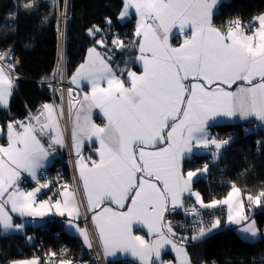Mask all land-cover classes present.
Wrapping results in <instances>:
<instances>
[{
	"label": "snow or ice",
	"instance_id": "snow-or-ice-1",
	"mask_svg": "<svg viewBox=\"0 0 264 264\" xmlns=\"http://www.w3.org/2000/svg\"><path fill=\"white\" fill-rule=\"evenodd\" d=\"M122 2L121 19L129 9H134L139 18L134 44L138 46L136 60L142 71L113 69L96 48L88 49V56L70 82L80 87L81 81H85L91 91L79 100L73 98L72 88L67 90L69 113L79 105L72 130L73 147L79 157L77 171L88 210L94 212L91 219L105 255L119 249L130 252L140 264H156L161 250L170 245L178 264H190L184 247L189 238L175 239L177 233L172 224L164 223L167 212L184 206V193L195 197L201 208L226 206L227 224L242 225L238 230L252 237L258 234L255 221L248 222L241 190L235 184L224 199L205 203L198 192L191 190V184L199 171H207V165L185 173L182 161L194 149L210 146L217 150L212 153L216 157L222 146L229 143L209 137L207 125L212 118L238 116L241 120L255 118L264 123V14L254 17L248 25L236 19L226 29H218L212 24L217 0ZM31 6L25 4L26 8ZM106 20L111 24L110 19ZM174 28L183 36L175 46L170 43ZM99 31L95 25L88 29L93 36ZM96 43L104 46L102 39ZM113 44L121 49L126 47L118 38ZM4 59L0 56V60ZM7 67L8 72L0 65V107H7L14 87V66ZM125 72L127 79L123 78ZM234 85L235 90L230 91ZM93 109L103 114L106 123L102 126L93 122ZM45 113L47 116L42 119ZM32 119L36 125L9 121L7 143L0 145V230L5 233L24 228V223L14 222L12 213L43 217L55 209L56 215L67 213L70 220L79 216L75 193L68 185L59 194L63 200L55 202L51 198L37 201V193L47 188V183L37 181L39 186L31 191L19 188L22 174L37 179V171L44 167L50 154L37 131L49 136V148L64 145L52 106L45 104L43 111ZM80 137L90 141L95 138L99 144L98 159L89 157L91 162H85L79 151ZM247 200L258 206L264 204V190L255 196L249 194ZM186 213L199 215L195 207ZM221 223L216 219L210 228L201 223L198 234L190 239L204 237ZM134 225L147 229L152 239L134 235ZM71 226L91 248L87 232L75 224Z\"/></svg>",
	"mask_w": 264,
	"mask_h": 264
},
{
	"label": "trees",
	"instance_id": "trees-1",
	"mask_svg": "<svg viewBox=\"0 0 264 264\" xmlns=\"http://www.w3.org/2000/svg\"><path fill=\"white\" fill-rule=\"evenodd\" d=\"M62 2L0 0V54L6 57L3 61L7 65L14 66L18 75L13 78L14 91L8 110H0L1 126L10 120L23 118L29 110L49 100L46 90L40 89L37 81L52 71L56 61V17ZM26 3L32 6L26 8ZM122 7V0H68L65 43L68 76L84 61L90 47H97L113 69H136L135 22L133 18L119 21ZM262 13L264 0H227L219 4L213 20L217 27L224 28L236 19L245 23ZM106 18L111 20V24ZM93 25L100 29L94 36L88 33ZM117 38L123 41L125 48H117L113 44ZM101 39L103 47L96 43ZM117 75H120L119 71ZM125 76L126 72L123 78ZM245 123L212 127L214 138L229 141L225 144L221 172L218 171L209 182L200 177L193 183L192 190L209 203L226 197L235 184L241 190L246 215L253 214L258 229L264 232V204L257 210H251L246 199L247 195L255 196L264 190V150L256 151L254 142L258 134L264 133L262 129L257 131L258 134L254 129L243 130ZM210 154L211 151L193 154L183 161V170L203 169L201 164ZM186 248L192 264H264V235L256 241H245L233 228ZM84 252L80 241L67 235L52 219H47L44 227L27 226L22 233L5 234L0 230V264L29 257L53 264L66 258H81ZM48 253L56 261H45Z\"/></svg>",
	"mask_w": 264,
	"mask_h": 264
},
{
	"label": "built area",
	"instance_id": "built-area-1",
	"mask_svg": "<svg viewBox=\"0 0 264 264\" xmlns=\"http://www.w3.org/2000/svg\"><path fill=\"white\" fill-rule=\"evenodd\" d=\"M65 0H63L64 3ZM63 6V4H62ZM68 20V0H66V9L65 13L60 10L57 12V41H58V50L56 55V61L52 71L46 76L42 77L37 81L38 87L40 89L44 88L46 90V95L49 98V102L55 110L56 117L58 119V123L60 126V131L64 138V145H52L49 148L51 143L49 136L47 134L43 135L46 142L48 143V151L50 159L53 162V168L51 171H41L37 175V179H29L22 178L18 183L22 186L23 189H32L38 187L37 181L39 183H47L50 185V189L52 192H56L57 189L63 188L64 185H68L69 188H74L76 185L79 188V174L76 169V156L73 153L72 148V140H71V120L74 115V111L77 107L72 110L71 114L69 113V96H68V88H72L73 90V98L78 99L79 92L69 84L66 83V76L68 77L67 67H66V58H65V43H66V25ZM242 22V21H241ZM251 22H242L245 25H248ZM215 27L216 23H212ZM228 26L221 28L226 29ZM0 56H2L0 54ZM11 61V59H8ZM17 62V61H15ZM0 65L5 66V71L8 72L10 69L7 67V64L0 60ZM12 76L18 77V75L12 70ZM61 79V82H60ZM43 111V106L37 105L33 110H29L28 114L31 117L39 115ZM61 112L63 115L61 116ZM46 118V113L42 117V119ZM36 124L35 119H32ZM39 127V125H37ZM243 130L254 129L256 130V134H258L260 129L257 127L256 123L253 120L247 121L245 125L242 127ZM264 133V131H261ZM225 140V139H222ZM256 151L264 150V134H258L254 140ZM225 145L219 150L216 157L207 156L206 161L202 162V167L207 165L208 174L205 176V181H212L214 177L217 176L218 171L221 172V160L224 155ZM65 168V170H64ZM204 168V167H203ZM67 174V176H66ZM68 181H65L67 179ZM65 178V179H64ZM184 206L178 207L175 211H169L165 214L166 218L164 223H171L173 226V230L177 233L175 239L179 240L181 236L188 237L187 243H191L195 240H191L190 237L198 234V226L202 225L208 228L216 219H219L224 213V207L218 206L216 208H201L198 204H196L195 199L192 196L186 195L183 198ZM193 207L198 209L199 215L192 216L186 213V210H191ZM52 221H54L60 228H62L61 220L52 217ZM86 221L88 219L86 218ZM46 224V220L43 221L40 225L44 227ZM34 239V236H32ZM186 243V244H187ZM83 256L81 259H65L71 261L73 264H84L81 260L86 259L88 257V262L90 264H100L97 258L98 250L94 251L93 246L91 248L85 249ZM45 261L51 262L53 258L50 257V254ZM103 258V257H102ZM56 261V260H53ZM105 260H102V264ZM108 264H114V262H110Z\"/></svg>",
	"mask_w": 264,
	"mask_h": 264
},
{
	"label": "crops",
	"instance_id": "crops-1",
	"mask_svg": "<svg viewBox=\"0 0 264 264\" xmlns=\"http://www.w3.org/2000/svg\"><path fill=\"white\" fill-rule=\"evenodd\" d=\"M224 1H227V0H217V3L215 5V7L213 8L212 23H214V20H213L214 19V15L216 14V12L218 10L219 4L222 3V2H224ZM122 10H123V7H122L121 11ZM262 14H264V13H262ZM255 17H257V16H255ZM130 18H133L134 19L135 28H136L137 20L139 18L136 15L134 9H129L128 10V15L125 16L123 19H121L119 17V15H118V19L121 22H124L126 20H129ZM252 21H253V18L251 19V22ZM182 40H183V36L179 33L178 28H174L172 30V34L170 35V43L175 46V45L181 43ZM136 47H137V54H136V56H137L139 54V52H138V46L137 45H136ZM90 48H93V47H90ZM94 48H96V50L98 51V48L97 47H94ZM87 56H88V50L86 51L84 61H85V59H86ZM136 56H135V59H134V65L136 66V69H130V70H134V71H136V72L139 73V72L142 71V66L136 60ZM79 65H78V67H79ZM76 69L69 76V82L71 81V77L75 74ZM12 78H14V77H12ZM124 79H127V74H126V76H125ZM238 83H241V82H238ZM70 84L77 90V92H79V97H78L79 100H82L83 99V95H84L85 92H90L91 91V86L88 85L87 82H85V81H81L80 87H77V85L72 84L71 82H70ZM235 87H236V85H234L233 88L232 89H229V90L230 91L231 90H235ZM13 89H14V87H13ZM13 89H12L11 96L8 98V105H7V107H0V110L1 111L8 110L9 105H10V101H11V98L13 96V91H14ZM41 104L43 105V103H41ZM76 108H79V105L78 104H77V107ZM46 116H47V113H46ZM75 119H76V111L74 112L73 118L71 120V128H70V130H71V140H72V130H73V126H74ZM92 119H93V122L96 123L98 126H102L103 124L106 123V120L103 117V114L99 111V109H93L92 110ZM250 120H253L259 128H261V129L264 130V123H261L260 121L255 120V118H249L247 120H241L238 116H234V117H231V118L230 117H224V116H217V117L212 118V119H210L208 121L207 131H208L209 137L212 138L214 135H213L211 129H212V127H214L216 125L242 124V123H245V122L250 121ZM10 121H19V122H23L24 124L32 123V124L36 125L33 122V120L31 119V117L29 116V114H27L23 118L13 119V120H10ZM8 122L5 123L4 126H1L0 125V127L3 128V132H0V145H6V143H7L6 132H7V124H8ZM37 129H39L38 126H37ZM37 135H38V138L40 139L41 143L44 145V147L47 148L48 147V143L46 142L44 136L43 135H40L39 131H37ZM79 139H80V148H79V151H80L81 156L84 157L85 162H88V163L91 162L90 159H89V157L94 158V159H98L99 157H98V154L96 152V149L99 147V144H98L97 141H95V138H93L91 141L88 140L86 137H80ZM72 148H73V153L76 156V161H77V159L79 157L76 154V149L73 147V140H72ZM212 150H216L214 146H211L208 149H203V148H201V149H194L192 154H186L185 155V159L192 157L193 154H204V153H207L208 151H212ZM183 161H182V169H183ZM52 168H53V162L50 159V156H48L47 159L44 161V167L43 168H40L37 171V175H38L39 172L44 171V170L51 171ZM76 169H77V165H76ZM200 170H202V169H200ZM184 172L186 173L187 171L185 170ZM207 174H208V170L206 172L205 171H199L198 172V175L195 176V177H193V182L191 184V190H192L193 183L197 179H199L200 177H204ZM22 178L33 179L27 173L22 174L21 179ZM80 185H81V195H80V197L78 195H76V191L75 190H73L72 188H69V190L71 192L75 193L76 203H77V205L79 207V216L78 217H75L74 216L70 220L69 217L67 216V213H65L64 216L56 215L55 214V209H53L48 215L43 216V217H20L18 214L12 213L13 218H14V222L15 223H24V228L21 231H9L7 233H5V232H3L1 230L2 233H5V234L22 233L27 226H39L43 221H45L47 219H51L52 217H54V218H57V219L61 220L62 225H63L62 226L63 231L67 235L72 236L75 239H77L78 241H80V243H81V245H82V247H83L84 250L85 249H88L89 247L84 243V238L80 235V232H78L75 227H72L71 226L72 224L77 225L80 229H82V230H84V231L87 232V234L89 236V240H90L92 246H93V239H94L95 242L98 241L101 250H98L97 252L99 253V255H103V257L106 260L117 261V260L124 259V260H127V261L132 262L133 264H140L139 259L137 257H133L130 252L121 251L119 249H117L114 252H110L109 254L105 255L104 249H103L102 244H101L100 239H99L98 232H97V230L95 228V225L93 224L92 219H91V217L94 214V212L88 210L87 198L85 196L84 189H83V184H82V181L81 180H80ZM19 188L22 191H31V190L35 189V188H32V189H23L22 186H20V185H19ZM62 190H63V188H59V189H57L56 192H52V190L50 189V185L48 184V187L47 188H43V189H41V191L39 193H37V201L38 202L39 201H48L50 198H51L52 202H55V200H61L62 201L63 200V197L59 195ZM185 195H188V193H184L183 196H182V199L184 198ZM193 198L195 199V197H193ZM224 198H222V199H224ZM112 207L115 208V205H113ZM223 207H224V213L219 218L222 221L221 226L219 228H217V229H213L211 232L216 231V230L222 228L223 226L224 227L225 226H231V225H229V224L226 223V220H227V209H226V206H223ZM9 211H10V208H9ZM95 211H99V209H96ZM81 212H82V214L83 213L84 214L85 213H88L87 217H88V220H90V227H88V225L85 223L86 218H84L83 215L81 216ZM245 213H247L246 209H245ZM232 225H235V224H232ZM210 227H211V225L208 228H210ZM211 232H209V233H211ZM133 234L134 235H140V236H142L143 238H145L147 240H151L152 239V237L149 236V234L147 232V229H145L143 227H140V226H135V225L133 226ZM184 247H185V250H186V252L188 254V251H187L186 246H184ZM33 259H36V258L29 257V258H24V259H18V260L11 261L9 264H14V262L30 261V260H33ZM153 259L155 260V257H153ZM188 260L190 261V264H192V261L190 259L189 254H188ZM38 261H39V264H44L40 260H38ZM62 261L65 262V264H73L71 261H68V260L57 261V262H55L53 264H61ZM156 264H178L177 258H176V253L171 249V246L170 245L165 246L161 250V257H160V259L158 261H156Z\"/></svg>",
	"mask_w": 264,
	"mask_h": 264
},
{
	"label": "rangeland",
	"instance_id": "rangeland-1",
	"mask_svg": "<svg viewBox=\"0 0 264 264\" xmlns=\"http://www.w3.org/2000/svg\"><path fill=\"white\" fill-rule=\"evenodd\" d=\"M62 4H63V6H61V8H60V12L62 11L63 13H65V9H66V0L64 1V3L62 2ZM218 29H221V28H219V27H217ZM65 80H66V83H67V85L69 84L71 87H73L71 84H70V82H69V77H67L66 76V78H65ZM60 82H61V79H60ZM74 88V87H73ZM72 95H73V92H72ZM43 103V106L45 105V104H47V105H50V106H52L51 104H50V102H48V101H43L42 102ZM75 112V111H74ZM216 150H212L211 151V154L213 153V152H215ZM65 179V178H64ZM65 181H68V177H67V179H65ZM79 183H80V180H79ZM74 188L75 189H73V190H75L76 191V195H78L79 197H80V195H81V185L79 184V188L76 186V185H74ZM186 196V195H185ZM248 196V195H247ZM247 196H246V199H247ZM247 202L249 203V207H250V209L251 210H253V209H258L259 207H261L262 205H255V204H251L248 200H247ZM83 215V217L84 218H87L88 219V217H87V215H88V213H83L82 214V212H81V216ZM251 221H255V219H250L248 222H251ZM86 224L88 225V227H90V220H88V221H86ZM255 224H256V222H255ZM240 227H242V226H240ZM240 227H238V228H236V232L239 234V236L243 239V240H245V241H250V242H252V241H256V240H259L260 238H261V236L262 235H264V232H261L259 229H258V226H257V224H256V227H257V229H258V234H257V236L256 237H252L250 234H246V233H241L238 229L240 228ZM209 234V233H208ZM208 234H206V235H208ZM205 235V236H206ZM204 236V237H205ZM94 238V237H93ZM202 238V237H201ZM200 238V239H201ZM199 240V239H198ZM198 240H195V241H193V242H197ZM93 249H94V251H97V250H101L100 249V246H99V243H98V241L97 242H95L94 241V239H93ZM103 257V255H99V253L97 254V258H98V261H99V263L100 264H102V260H105V262H103V264H108V263H110V262H112L111 260H106L104 257ZM78 259H81V258H78ZM83 263H86V262H88V257H86V259H82L81 260ZM117 262H121V263H127V264H133L132 262H130V261H127V260H124V259H121V260H117ZM43 263V262H42ZM45 264V263H44Z\"/></svg>",
	"mask_w": 264,
	"mask_h": 264
},
{
	"label": "water",
	"instance_id": "water-1",
	"mask_svg": "<svg viewBox=\"0 0 264 264\" xmlns=\"http://www.w3.org/2000/svg\"><path fill=\"white\" fill-rule=\"evenodd\" d=\"M252 218H253V214L249 216V220L252 219ZM249 220H248V221H249ZM240 226H242V225H231V226H227V227H222V228H220V229H218V230H216V231H213V232L209 233V234L206 235L205 237H202V238L199 239L197 242L187 243V244H185L184 246L188 247V246H192V245L199 244V243L203 242L205 239H208L209 237H211V236L214 235V234H217V233H219V232H222V231H224V230H226V229H228V228L236 229V228H238V227H240Z\"/></svg>",
	"mask_w": 264,
	"mask_h": 264
},
{
	"label": "clouds",
	"instance_id": "clouds-1",
	"mask_svg": "<svg viewBox=\"0 0 264 264\" xmlns=\"http://www.w3.org/2000/svg\"><path fill=\"white\" fill-rule=\"evenodd\" d=\"M69 77V76H68ZM48 102H49V100H48ZM38 105H40V104H38ZM42 105V104H41ZM43 106V105H42ZM259 129H261V128H259ZM263 130V129H262ZM264 131V130H263ZM211 156H212V154H210ZM205 177V176H204ZM63 230V229H62Z\"/></svg>",
	"mask_w": 264,
	"mask_h": 264
},
{
	"label": "bare ground",
	"instance_id": "bare-ground-1",
	"mask_svg": "<svg viewBox=\"0 0 264 264\" xmlns=\"http://www.w3.org/2000/svg\"><path fill=\"white\" fill-rule=\"evenodd\" d=\"M84 264H89V263H84Z\"/></svg>",
	"mask_w": 264,
	"mask_h": 264
}]
</instances>
